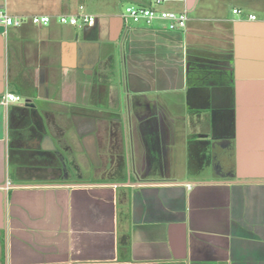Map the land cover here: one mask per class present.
Masks as SVG:
<instances>
[{
    "label": "crops",
    "instance_id": "obj_1",
    "mask_svg": "<svg viewBox=\"0 0 264 264\" xmlns=\"http://www.w3.org/2000/svg\"><path fill=\"white\" fill-rule=\"evenodd\" d=\"M124 3L0 0V264H264V0Z\"/></svg>",
    "mask_w": 264,
    "mask_h": 264
},
{
    "label": "built area",
    "instance_id": "obj_2",
    "mask_svg": "<svg viewBox=\"0 0 264 264\" xmlns=\"http://www.w3.org/2000/svg\"><path fill=\"white\" fill-rule=\"evenodd\" d=\"M168 0H151L150 6H128L125 8L121 17L124 23L129 25H144L153 27L157 23H163L165 28L170 32H178L186 29L188 22V14L186 11L175 12L161 9ZM83 10V7H80ZM235 14H240V11L234 10ZM254 20L255 17L251 16ZM53 18L49 16H33L29 19L30 23L35 26H48L53 22ZM57 22L61 25L83 28L86 25L93 24L95 18L87 14L58 16ZM26 21L22 18L11 17L8 12H0V24L6 28L12 26H20ZM22 98L11 93H6L2 98V105L6 108L12 103L21 102Z\"/></svg>",
    "mask_w": 264,
    "mask_h": 264
},
{
    "label": "water",
    "instance_id": "obj_3",
    "mask_svg": "<svg viewBox=\"0 0 264 264\" xmlns=\"http://www.w3.org/2000/svg\"><path fill=\"white\" fill-rule=\"evenodd\" d=\"M25 108L30 110V120L31 123L33 124L34 128L40 132L42 135H45L44 138L45 140H48L49 137L46 135V130L43 124V120L36 109L35 104L30 103L29 101H25Z\"/></svg>",
    "mask_w": 264,
    "mask_h": 264
},
{
    "label": "flooded vegetation",
    "instance_id": "obj_4",
    "mask_svg": "<svg viewBox=\"0 0 264 264\" xmlns=\"http://www.w3.org/2000/svg\"><path fill=\"white\" fill-rule=\"evenodd\" d=\"M72 167V166H71ZM70 172L72 173L73 172V169L70 168V171H68V169H65L64 172H63V177L66 178V179H69L72 175L70 174Z\"/></svg>",
    "mask_w": 264,
    "mask_h": 264
},
{
    "label": "rangeland",
    "instance_id": "obj_5",
    "mask_svg": "<svg viewBox=\"0 0 264 264\" xmlns=\"http://www.w3.org/2000/svg\"><path fill=\"white\" fill-rule=\"evenodd\" d=\"M128 6H129L128 3H124V10H125V8H127Z\"/></svg>",
    "mask_w": 264,
    "mask_h": 264
}]
</instances>
